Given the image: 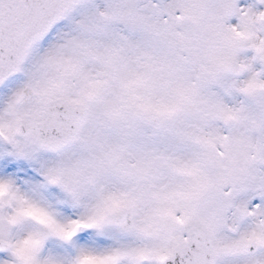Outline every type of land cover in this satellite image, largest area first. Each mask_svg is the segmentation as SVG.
Listing matches in <instances>:
<instances>
[{"label": "snow or ice", "instance_id": "obj_1", "mask_svg": "<svg viewBox=\"0 0 264 264\" xmlns=\"http://www.w3.org/2000/svg\"><path fill=\"white\" fill-rule=\"evenodd\" d=\"M0 264H264V0H0Z\"/></svg>", "mask_w": 264, "mask_h": 264}]
</instances>
